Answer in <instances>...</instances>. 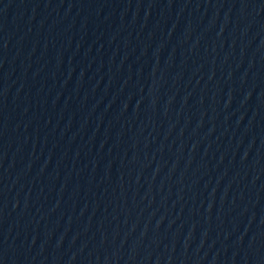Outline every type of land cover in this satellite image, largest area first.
<instances>
[{"label":"water","instance_id":"1","mask_svg":"<svg viewBox=\"0 0 264 264\" xmlns=\"http://www.w3.org/2000/svg\"><path fill=\"white\" fill-rule=\"evenodd\" d=\"M0 264H264V0H0Z\"/></svg>","mask_w":264,"mask_h":264}]
</instances>
